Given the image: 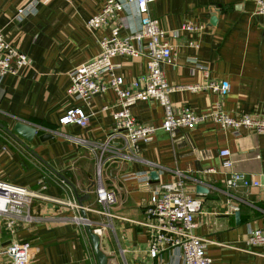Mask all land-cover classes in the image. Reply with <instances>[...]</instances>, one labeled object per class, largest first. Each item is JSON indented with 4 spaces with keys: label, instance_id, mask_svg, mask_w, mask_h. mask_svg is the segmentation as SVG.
<instances>
[{
    "label": "crops",
    "instance_id": "0c3cea01",
    "mask_svg": "<svg viewBox=\"0 0 264 264\" xmlns=\"http://www.w3.org/2000/svg\"><path fill=\"white\" fill-rule=\"evenodd\" d=\"M104 1L0 0V34L29 60L17 73L0 75V181L37 194L28 206L30 221L7 229L0 218V248L28 241L32 248L28 264H96L84 226L70 220L76 214L67 201L77 204L72 190L55 173L72 184L79 196L88 195L81 208L92 205L93 209L98 207L93 202L98 176L115 193L113 217L84 213L92 231L97 229L106 264H174L170 250L149 257L147 229L139 221L151 188L180 180L186 191L201 200L192 232L205 238V253L213 263L264 264V246L246 244L249 228L264 229V137L254 131L242 129L233 136L211 120L181 127L173 137L158 128L148 141L137 142L133 160L104 153L96 174L88 145L104 141L118 109L115 94L107 88L85 102L69 97L65 89L68 72L95 56L97 40L108 34L106 28L91 31L85 25ZM19 10L23 13L17 17ZM149 13L166 34L187 23L199 27L168 37L171 58L161 70L167 83L177 86L168 93L173 109L186 106L206 114L219 107L232 115H264V16L255 13L251 1L157 0ZM129 21L134 26L136 18ZM145 60L142 55L126 54L111 58L124 85L144 74ZM207 80L224 81L227 88L223 93L184 88ZM69 108L87 114L85 126L58 123ZM129 109L140 123L158 126L161 122L163 109L155 99L138 100ZM16 121L36 130L30 142L23 141L27 148L1 128L10 130ZM42 134L47 137L40 140ZM222 148L229 151L232 170L257 179L261 186L228 188L224 183L227 170L220 166L222 158L217 154ZM151 171L155 178L150 177ZM142 172L149 176L148 185L126 177ZM196 185L206 191L196 192ZM97 222L108 225L101 228ZM0 264L12 263L3 256Z\"/></svg>",
    "mask_w": 264,
    "mask_h": 264
},
{
    "label": "built area",
    "instance_id": "2783aa9c",
    "mask_svg": "<svg viewBox=\"0 0 264 264\" xmlns=\"http://www.w3.org/2000/svg\"><path fill=\"white\" fill-rule=\"evenodd\" d=\"M155 1L157 0H105L100 10L85 20L89 30L106 28L108 34L97 40L99 50L95 56L74 66L68 72L69 83L65 94L88 102L91 96L110 88L115 94L118 106L113 112V122L104 141L88 145L89 150L94 153L97 175L98 165L103 162L104 153L110 152L111 157L118 159L133 160L137 156V142L148 141L158 128L173 137L174 132L181 127L192 128L204 120H211L233 136L239 135L242 129H248L264 137V115L258 113L232 115L215 107L206 114H198L186 106L176 110L172 108L168 93L175 86L167 83L161 70L162 64L171 58L172 48L168 37L173 38L180 31H193L199 27L187 23L166 34L157 19L149 13L150 5ZM249 1L254 4L255 13L264 16V0ZM22 13L17 11V17ZM131 17L136 18L134 26L129 21ZM121 29H126L127 33L121 35ZM188 44L196 46L194 42ZM121 54L142 55L146 59L144 74L130 80L126 85L114 71L118 65L111 62L113 56ZM28 65L27 56L0 34V75L6 72L15 74ZM184 88L189 91L209 90L223 93L227 84L224 81L207 80L185 85ZM149 98L157 100L163 109L158 126L140 123L130 113L129 108L136 101ZM58 123L83 127L87 123V114L80 108H69L58 118ZM217 154L222 158L220 166L227 170L224 183L228 188L261 186L257 179L231 169L228 149L222 148ZM206 171H212V168H207ZM142 173H128L126 177L136 178L140 183L148 185L149 176L146 172ZM36 195L26 187L0 181V218L7 229L14 223L30 221L28 206ZM93 202L98 206L97 209L86 205L82 206L83 211L113 217L110 210L116 203L115 193L105 187L98 176L93 191ZM67 204L76 214L70 217L72 222L91 226V222L78 213L80 206L74 200H68ZM201 210V200L186 191L180 180L161 183L151 188L150 197L143 208L144 218L139 221L147 229L149 257L155 258L159 253L170 250L175 259L174 264H214L205 253V238L192 232L193 217L201 213ZM97 224L101 228L108 225L102 222ZM93 231L96 233L97 229L93 228ZM246 244L264 246V229L249 228L246 232ZM31 250L28 241H13L0 248V253L8 256L12 264H28Z\"/></svg>",
    "mask_w": 264,
    "mask_h": 264
},
{
    "label": "water",
    "instance_id": "95a60500",
    "mask_svg": "<svg viewBox=\"0 0 264 264\" xmlns=\"http://www.w3.org/2000/svg\"><path fill=\"white\" fill-rule=\"evenodd\" d=\"M214 20V17L212 16L210 18V21H213ZM0 94H1V91H0ZM1 128L10 136L12 137L17 143H19L20 145L24 146L25 148H27L26 144L23 142H30L32 140V137L34 136L35 134V128L31 125H28L22 121H16L14 122L13 126L11 127L10 130H8L7 128L1 126ZM51 136V135H50ZM48 136V137H50ZM44 137H47V134H42L41 136H38V138L40 140H42ZM53 171V170H52ZM54 172V171H53ZM55 173V172H54ZM59 178H61L72 190V193L75 197V200L77 202V205L80 206V209H79V212H80V216L82 218H85V213L83 211V209L81 208V202L84 198H87L88 195H78L76 190H75V187L70 184L65 178H63L61 175L55 173ZM150 177L151 178H155V174L153 173V171H151L149 173ZM195 191L196 192H199V193H203L206 191V189L201 186V185H196L195 186ZM234 215V219L235 221L237 222L238 221V212L235 211L233 213ZM85 228V232L87 234V237H88V240H89V243H90V246H91V249H92V252L94 254V258H95V261H96V264H106V256L99 250V246H98V241H99V238H98V235L95 234L91 227L89 225H85L84 226Z\"/></svg>",
    "mask_w": 264,
    "mask_h": 264
},
{
    "label": "rangeland",
    "instance_id": "374dc122",
    "mask_svg": "<svg viewBox=\"0 0 264 264\" xmlns=\"http://www.w3.org/2000/svg\"><path fill=\"white\" fill-rule=\"evenodd\" d=\"M3 256H6V255L0 253V263H1V259L3 258Z\"/></svg>",
    "mask_w": 264,
    "mask_h": 264
}]
</instances>
